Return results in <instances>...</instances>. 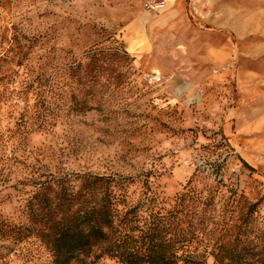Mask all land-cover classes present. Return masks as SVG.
<instances>
[{
    "label": "rangeland",
    "instance_id": "rangeland-1",
    "mask_svg": "<svg viewBox=\"0 0 264 264\" xmlns=\"http://www.w3.org/2000/svg\"><path fill=\"white\" fill-rule=\"evenodd\" d=\"M145 1L0 0V127L25 86L39 85L45 110L2 149L0 215L18 222L13 185L29 174L90 172L147 176L167 196L192 178L218 187V205L235 192L264 217V0H179L167 27L157 21L166 10ZM129 26L146 46L127 47ZM155 67L162 81L145 83ZM3 255L1 264H53L33 239Z\"/></svg>",
    "mask_w": 264,
    "mask_h": 264
},
{
    "label": "trees",
    "instance_id": "trees-1",
    "mask_svg": "<svg viewBox=\"0 0 264 264\" xmlns=\"http://www.w3.org/2000/svg\"><path fill=\"white\" fill-rule=\"evenodd\" d=\"M31 87L7 105L14 121L0 127L1 166L8 156L3 147L22 143L45 115L42 89ZM29 175L13 185L21 206L18 222L0 215V264L9 242L29 239L47 249L53 264L101 258L121 264H205L208 256L219 264H264V217L257 202L240 208L235 192L220 206L218 187H198L192 178L167 196L147 176ZM5 177L0 170V186Z\"/></svg>",
    "mask_w": 264,
    "mask_h": 264
},
{
    "label": "crops",
    "instance_id": "crops-1",
    "mask_svg": "<svg viewBox=\"0 0 264 264\" xmlns=\"http://www.w3.org/2000/svg\"><path fill=\"white\" fill-rule=\"evenodd\" d=\"M165 2H166V8L167 9L166 8L164 9V10H166L165 13L163 15H161L157 21L162 26L167 27L169 25V23L174 20L173 19L174 16H176L178 14L181 15L182 5L179 4V0H165ZM125 40H126L127 47L130 50L136 49V47L139 45V43L141 41H142V45L146 46L145 35H143L139 31H137L134 26L128 27ZM206 48L207 49H213L212 42L211 43L208 42ZM153 69L156 70L157 67H155ZM153 74L160 75V73L157 70L154 71ZM195 82L196 81H194V80H190L191 85H194Z\"/></svg>",
    "mask_w": 264,
    "mask_h": 264
},
{
    "label": "built area",
    "instance_id": "built-area-1",
    "mask_svg": "<svg viewBox=\"0 0 264 264\" xmlns=\"http://www.w3.org/2000/svg\"><path fill=\"white\" fill-rule=\"evenodd\" d=\"M144 7L149 11L159 12L166 8L165 0H146ZM142 79L147 84H156L162 81V77L153 73H146L142 75Z\"/></svg>",
    "mask_w": 264,
    "mask_h": 264
}]
</instances>
